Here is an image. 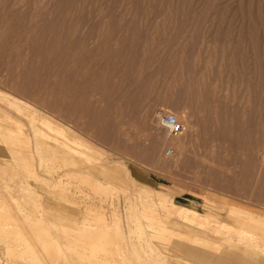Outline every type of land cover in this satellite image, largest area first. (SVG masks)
Segmentation results:
<instances>
[{
	"label": "rangeland",
	"instance_id": "374dc122",
	"mask_svg": "<svg viewBox=\"0 0 264 264\" xmlns=\"http://www.w3.org/2000/svg\"><path fill=\"white\" fill-rule=\"evenodd\" d=\"M55 141L75 165L43 167ZM263 156L264 0H0V201L34 245L101 215L116 259L186 264L213 223L174 205L256 243ZM2 240L0 264H34Z\"/></svg>",
	"mask_w": 264,
	"mask_h": 264
},
{
	"label": "bare ground",
	"instance_id": "6f19581e",
	"mask_svg": "<svg viewBox=\"0 0 264 264\" xmlns=\"http://www.w3.org/2000/svg\"><path fill=\"white\" fill-rule=\"evenodd\" d=\"M13 96V95H12ZM25 101V100H24ZM29 104V103H28ZM36 108V107H35ZM178 120V117L175 116ZM162 119V118H161ZM161 122V121H160ZM53 126V125H52ZM162 126V124H161ZM46 128H48V126H46ZM50 128V127H49ZM11 129V128H10ZM51 130V129H50ZM55 132H59V133H62L64 132L62 129L58 128V127H55L53 129ZM12 132V131H11ZM167 133V132H166ZM63 134V133H62ZM60 135V134H59ZM64 135V134H63ZM167 135L169 136V133H167ZM47 137V136H46ZM63 137V136H62ZM50 138V137H48ZM51 139V138H50ZM53 139V138H52ZM42 139H40L41 141ZM43 141V140H42ZM48 141V140H47ZM45 142V140H44ZM71 142V141H70ZM53 143V144H51ZM50 144V149L52 151L51 153V157L49 160L45 161L44 159L42 160V165L44 168H48L50 169L51 171H55L57 169H61L62 165L65 167L68 166V167H71L72 165H75L76 163L74 162V155L77 154L76 152V149H69L70 147L68 146V149L69 151H67V149H65L62 145L58 144V142L56 143L55 142H51ZM42 145V143H41ZM49 145V144H48ZM47 147V148H49ZM21 148L24 149V147L22 146ZM83 148V147H81ZM20 150V149H18ZM49 150V149H48ZM88 150V149H87ZM23 151V150H22ZM171 155L174 154V149H171ZM91 152V151H90ZM169 153V152H168ZM20 154V152H19ZM65 157L66 160H63L61 161L60 157ZM74 159V160H73ZM91 160V158H90ZM76 161V160H75ZM32 162V161H31ZM30 163V162H29ZM75 163V164H74ZM260 166H262L264 168V156L262 158V161L260 162ZM80 165V164H79ZM90 165V164H88ZM85 166V165H84ZM43 168V169H44ZM74 169V168H73ZM87 169V168H86ZM46 170V169H44ZM49 171V170H47ZM50 171V172H51ZM89 171V170H87ZM90 171H93V170H90ZM73 172V171H72ZM75 172V171H74ZM68 174V173H66ZM73 174V173H71ZM76 176L75 177H71V181L68 182L67 184L70 185L72 187H74L75 185L76 186H79L78 182L75 181L74 179H76ZM66 177V176H65ZM85 177V176H84ZM69 178V177H68ZM81 178V177H80ZM79 179V178H78ZM87 179V178H86ZM86 179H82L80 180V184H88L89 181L87 182ZM64 180L63 179V183H64ZM66 181V180H65ZM62 183V182H61ZM62 183V184H63ZM61 184V185H62ZM94 184V183H93ZM97 184V183H96ZM66 185V184H65ZM64 185V186H65ZM100 185V184H98ZM82 187V186H81ZM86 187V186H85ZM100 187V186H99ZM69 188V187H68ZM71 189V188H70ZM100 190H102L100 188ZM112 189L111 188H107L106 191L104 192H110ZM68 191V190H67ZM87 193V192H86ZM111 193V192H110ZM85 195V194H84ZM97 197V196H96ZM108 197V196H106ZM103 198H105L103 196ZM100 199V198H99ZM164 199L166 200H171L170 197L168 195L164 196ZM172 201V200H171ZM0 204L2 205L0 208H1V214H0V240L3 239L2 241H5L7 243H5V246H7V250H8V254L10 253L12 256H15L14 258H18V257H27L29 263H34V264H50L51 262H53L54 264H58V262H61L63 263V261H69L71 262L72 264L74 263H83V264H134V262H131L130 260L127 259V257H123L122 259H116L117 256H115L113 254V251H112V241H111V237L109 238V234L108 232H106L107 230H105V227H109L107 223H105L104 221V218L103 216H99V218L101 219V223L102 225L101 226H98L97 225V218L98 217H91L89 215H92L95 214V211L92 210V209H86V212H87V215L89 217L85 218L83 220V223H82V233L81 234V237L82 239L78 240H73V241H66V246H63V248L60 246L61 245V242L57 243L55 240H53L52 238H49V235L48 234H42L39 232V235H37L38 233L36 232V235L37 237H35V245L34 243H32L29 239H27L26 237V234H23L21 231H20V227H18L17 225L14 224V219L11 218L8 214V212H10V208L8 207V205L5 203V202H2L0 201ZM6 206H5V205ZM10 204V203H9ZM4 205V206H3ZM174 207V211H177L181 214H184L185 217L187 218H192L194 219L197 215V212L196 211H192L190 209H187V208H184V207H179L177 208V206H173ZM72 208V207H71ZM235 210V209H233ZM150 211V210H149ZM155 212V211H154ZM196 212V213H195ZM19 213V212H18ZM34 213V212H32ZM103 213V212H102ZM153 213V212H151ZM240 213V212H239ZM255 213V212H254ZM259 214V213H258ZM257 214V215H258ZM262 214V213H260ZM263 215V214H262ZM32 216V215H31ZM194 216V217H193ZM149 217V215H148ZM244 217L248 220H251L253 222H256L261 224V225H264V218H262V216H260L259 218H257L255 216V214L253 213H244ZM256 217V218H255ZM19 218V217H18ZM17 219V217L15 218ZM22 219V217H21ZM28 219V218H26ZM32 219V218H31ZM38 219V218H37ZM97 219V220H96ZM206 219V218H205ZM29 220V219H28ZM33 220V219H32ZM112 220V219H111ZM99 221V220H98ZM116 221V220H115ZM207 221V219H206ZM37 222V220H36ZM59 222H63V221H59ZM100 222V221H99ZM41 223V222H39ZM68 223H72V222H68ZM154 223V221H153ZM30 224V223H29ZM33 224V223H32ZM35 224V223H34ZM66 224V223H65ZM114 224V223H112ZM155 224V223H154ZM28 226V225H27ZM60 226V225H59ZM58 226V227H59ZM32 227V226H31ZM31 227H26V229H33ZM57 227V226H56ZM65 227V226H63ZM44 228V227H43ZM41 227V229H43ZM61 228V227H60ZM69 229V227H67ZM37 229V228H35ZM40 229V230H41ZM57 229V228H56ZM78 229V228H77ZM114 229V228H112ZM34 230V229H33ZM59 230V229H58ZM65 230V229H63ZM74 230V228H73ZM25 231V230H24ZM36 231V230H35ZM44 231V230H43ZM62 231V230H61ZM66 231V230H65ZM78 231V230H77ZM29 233V231H27ZM31 232V230H30ZM33 232V231H32ZM48 230L46 229V232L47 233ZM70 232H72L70 230ZM26 233V232H25ZM27 233V234H28ZM75 233V232H74ZM73 233V235H74ZM30 234V233H29ZM28 234V235H29ZM32 235L35 234V232L31 233ZM69 234V233H67ZM66 234V235H67ZM72 234V233H70ZM69 234V235H70ZM71 235V236H73ZM52 236V235H51ZM60 236H62L60 234ZM70 236V237H71ZM57 237V236H56ZM64 237V236H63ZM69 239L70 237L67 236ZM74 237V236H73ZM71 237V238H73ZM76 237V236H75ZM62 238V237H61ZM67 238V239H68ZM118 238V237H117ZM66 238L64 240H67ZM119 239V238H118ZM189 239V238H188ZM59 240V239H58ZM121 240V239H119ZM118 240V241H119ZM197 240V239H196ZM1 241V242H2ZM34 241V242H35ZM61 241V240H60ZM115 241H117L115 239ZM63 243V244H65ZM194 243V242H193ZM62 244V245H63ZM119 247V246H118ZM64 251H63V250ZM120 250V249H119ZM115 251V250H114ZM69 253V256H65V253ZM62 253V254H61ZM130 253H132L130 251ZM62 258H61V256ZM127 255V254H126ZM130 255V254H129ZM10 256V255H9ZM128 256V255H127ZM140 256V255H139ZM116 257V258H115ZM11 258V257H10ZM13 258V260H14ZM144 258V257H143ZM19 259V258H18ZM133 259V258H131ZM146 259V258H145ZM26 260V261H27ZM18 261V260H17ZM17 261H15L17 263ZM27 261V262H28ZM135 261V260H134ZM146 261V260H145ZM178 264H185L184 262H179L177 261ZM136 263V262H135ZM137 264V263H136ZM152 264V263H151ZM188 264V263H186Z\"/></svg>",
	"mask_w": 264,
	"mask_h": 264
},
{
	"label": "crops",
	"instance_id": "0c3cea01",
	"mask_svg": "<svg viewBox=\"0 0 264 264\" xmlns=\"http://www.w3.org/2000/svg\"><path fill=\"white\" fill-rule=\"evenodd\" d=\"M262 214L256 217L262 216L264 218V214ZM196 215H199L202 219L207 218L210 224L213 223L209 225L213 228L212 230L209 229L204 235L208 239L206 245L193 246L190 253L187 252V255L183 251L177 252L182 255L188 264H264V225L256 221L248 226V228L256 229V243L247 240L241 241L240 239L234 241V235L217 229L222 225L232 227L231 225L213 219L208 215L199 213ZM228 239H232L230 244H228Z\"/></svg>",
	"mask_w": 264,
	"mask_h": 264
},
{
	"label": "built area",
	"instance_id": "2783aa9c",
	"mask_svg": "<svg viewBox=\"0 0 264 264\" xmlns=\"http://www.w3.org/2000/svg\"><path fill=\"white\" fill-rule=\"evenodd\" d=\"M162 127L169 133V135L176 134L180 125L177 118L174 115H164L161 119Z\"/></svg>",
	"mask_w": 264,
	"mask_h": 264
}]
</instances>
